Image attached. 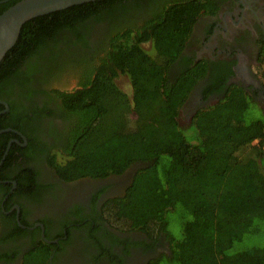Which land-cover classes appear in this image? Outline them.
<instances>
[{
  "label": "trees",
  "instance_id": "1",
  "mask_svg": "<svg viewBox=\"0 0 264 264\" xmlns=\"http://www.w3.org/2000/svg\"><path fill=\"white\" fill-rule=\"evenodd\" d=\"M20 1L0 4V16ZM215 7L203 0H101L35 18L0 63V98L16 87L33 96V80L50 85L42 93L58 96L70 122L72 142L63 147L69 159L56 167L63 180L102 179L136 167L125 195L103 207L104 220L115 229L153 239L163 233L171 242L178 240L172 231L179 224V238L189 229L213 232L208 246L217 264H264V108L241 86H227L230 70L215 64L204 94L223 96L189 124L180 122L208 71L207 62L182 58L183 50L199 17L215 14ZM149 8L155 14L139 23L136 13ZM128 14L132 24L108 34ZM75 69L83 71L80 90L53 87ZM121 74L130 81L131 97L116 83ZM11 109L8 120L0 116V130H23L27 118ZM8 134H0V162ZM19 148L12 147L4 167ZM16 231L25 232L18 224ZM51 247L37 245L24 264H50ZM151 264L202 261L163 254Z\"/></svg>",
  "mask_w": 264,
  "mask_h": 264
},
{
  "label": "flooded vegetation",
  "instance_id": "2",
  "mask_svg": "<svg viewBox=\"0 0 264 264\" xmlns=\"http://www.w3.org/2000/svg\"><path fill=\"white\" fill-rule=\"evenodd\" d=\"M203 2H212L217 10L199 17L183 50L182 58L191 59L194 65L208 64L207 74L197 82L182 108L189 123L200 109L217 104L224 94L210 92L205 98L215 64H220L219 71L230 70L227 86L239 85L255 99L264 91L245 78L248 70L252 76V69L264 66V0ZM155 11L149 8L136 13L138 22L150 19ZM132 17L128 14L125 23L112 30L108 27V34L130 26L132 23L127 22ZM75 71L67 72L59 84L74 79V88L55 89L67 93L80 90L83 71ZM30 87L35 91L31 97L26 98L16 87L5 93L9 96L0 98L4 108L0 116L8 120L12 107L14 113L21 111L27 118L22 119L24 131L13 127L0 130V134L9 133L10 138L0 162V173L6 177L0 180V264H24L28 252L42 242L52 246L50 264H151L163 254L169 256L170 241L163 233L156 240L142 231H119L104 220L103 207L109 200L125 195L136 167L102 179L67 181L60 177L56 167L69 159L64 148L72 142L68 135L70 122L58 96L42 93L51 91L49 84L33 80ZM14 145L20 148L4 167ZM16 224L25 232L16 234Z\"/></svg>",
  "mask_w": 264,
  "mask_h": 264
},
{
  "label": "rangeland",
  "instance_id": "3",
  "mask_svg": "<svg viewBox=\"0 0 264 264\" xmlns=\"http://www.w3.org/2000/svg\"><path fill=\"white\" fill-rule=\"evenodd\" d=\"M146 50L151 51V44H147L144 46ZM264 65V63L262 64ZM252 77L254 80H258L260 85L264 88V66H261L260 69H252ZM246 74V73H245ZM251 75V74H250ZM245 77H247L245 75ZM72 78V77H70ZM247 80H250V78H246ZM74 79H70L69 82L64 83L62 86L59 85L62 83V80H57L53 83V87H66V88H74V85L76 86V82H74ZM116 83L117 85L125 92L127 93L130 97L132 96V87L130 84V81L127 76L125 75H119L116 78ZM263 108H264V91H260L259 96L255 99ZM180 122L182 124H187L189 123L188 119L186 121L185 116H184V110L181 111V116H180ZM259 141H256L255 144H258ZM230 202L227 204L229 205ZM232 202V206H233ZM231 205V204H230ZM229 205V206H230ZM176 229L172 231L176 239L170 242V245L168 247V253L172 256H174L177 260L181 258H186V259H201L202 264H217V257L214 254V252L209 248L208 242L209 240L212 239L213 237V232H198L195 231L194 229H189L186 233L185 238H179L181 235L182 227L179 224H173ZM174 227V228H175ZM160 235V234H159ZM158 235V238H159ZM157 238V239H158ZM156 239V240H157ZM173 242V244H172ZM163 251V250H162Z\"/></svg>",
  "mask_w": 264,
  "mask_h": 264
},
{
  "label": "water",
  "instance_id": "4",
  "mask_svg": "<svg viewBox=\"0 0 264 264\" xmlns=\"http://www.w3.org/2000/svg\"><path fill=\"white\" fill-rule=\"evenodd\" d=\"M9 0L0 1V4ZM101 0H22L0 16V63L16 45L23 26L38 17L62 11L70 7ZM246 73V72H245ZM254 85L262 86L254 80L249 70L245 74ZM8 107V105L6 104Z\"/></svg>",
  "mask_w": 264,
  "mask_h": 264
},
{
  "label": "crops",
  "instance_id": "5",
  "mask_svg": "<svg viewBox=\"0 0 264 264\" xmlns=\"http://www.w3.org/2000/svg\"><path fill=\"white\" fill-rule=\"evenodd\" d=\"M249 73H250V70H249ZM260 84V83H259Z\"/></svg>",
  "mask_w": 264,
  "mask_h": 264
}]
</instances>
